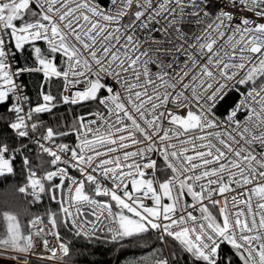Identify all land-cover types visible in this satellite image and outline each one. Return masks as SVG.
I'll return each mask as SVG.
<instances>
[{
	"label": "snow or ice",
	"instance_id": "snow-or-ice-1",
	"mask_svg": "<svg viewBox=\"0 0 264 264\" xmlns=\"http://www.w3.org/2000/svg\"><path fill=\"white\" fill-rule=\"evenodd\" d=\"M0 183V264H264V0H0Z\"/></svg>",
	"mask_w": 264,
	"mask_h": 264
},
{
	"label": "trees",
	"instance_id": "trees-1",
	"mask_svg": "<svg viewBox=\"0 0 264 264\" xmlns=\"http://www.w3.org/2000/svg\"><path fill=\"white\" fill-rule=\"evenodd\" d=\"M6 189V185L4 183H0V201H3L5 198L9 199V200H13L14 198V193L11 190H5ZM19 203L22 205V201H19ZM97 253H98V259L99 260H103V261H107L109 260V256L106 252L105 249H103V247H99L97 249ZM141 255L143 254L141 251H138L136 249H129L128 252L125 254L126 256H131V255ZM125 257H121V259H123Z\"/></svg>",
	"mask_w": 264,
	"mask_h": 264
}]
</instances>
